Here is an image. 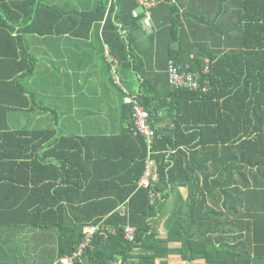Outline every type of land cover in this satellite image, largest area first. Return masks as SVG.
Listing matches in <instances>:
<instances>
[{
  "label": "trees",
  "instance_id": "1",
  "mask_svg": "<svg viewBox=\"0 0 264 264\" xmlns=\"http://www.w3.org/2000/svg\"><path fill=\"white\" fill-rule=\"evenodd\" d=\"M170 2L156 0L148 9L152 30L147 33L141 25L145 10L135 0H96L92 9L84 11H66L41 0H0V227L55 228L58 256L70 257L71 264H155L162 256L158 247L155 252L144 251L164 239L153 231L150 220L168 188L200 163L208 175L202 174L201 185L198 180L187 184L193 203V196H199L189 213L204 207L208 212L202 210L200 226L215 218L228 228L216 231L222 237L218 247L202 248L204 260L195 264L263 263L264 0H241L244 13L231 30L242 31L243 44H231L228 50L222 46L224 51L210 45L212 34L222 38V44L227 37L226 30L218 29V17H210V12L194 15L202 40L182 39L180 14ZM161 8L167 13L157 21L155 11ZM132 11L138 12L137 17ZM70 20L78 25L77 32L83 26L86 33L94 23L101 25L98 33L119 64L122 82L126 71L133 73L137 89L128 92L137 94L154 130L149 156L155 161L158 181L152 196L137 186L145 170L147 144L135 132L131 106L123 102L126 93L120 85L126 127L119 134L87 136L62 134L55 110L41 105L26 89L23 80L32 75L36 57L25 47L23 35L77 33L68 27ZM164 32L169 34L164 64L148 72L146 58L136 52L132 37L149 35L158 51ZM244 32H260L263 38L246 42ZM170 41L178 46L170 47ZM170 60L197 73V89L169 84L166 67ZM159 81L166 83L165 90ZM28 108L50 112L53 125L11 128L6 120L9 111ZM162 108L174 114L166 133L153 124ZM86 164L90 169L84 175ZM97 181L104 184L100 193L93 190L99 187ZM209 185L222 197L215 207L205 202L204 189ZM80 190L85 197L66 202L64 194ZM89 225L96 226L91 233L84 230ZM125 225L135 228L131 241L124 238ZM212 231L203 230L201 235L205 238ZM191 239L187 250H193ZM201 244L205 246L204 241ZM135 249L143 250L137 253ZM158 264L168 263L161 260Z\"/></svg>",
  "mask_w": 264,
  "mask_h": 264
},
{
  "label": "crops",
  "instance_id": "2",
  "mask_svg": "<svg viewBox=\"0 0 264 264\" xmlns=\"http://www.w3.org/2000/svg\"><path fill=\"white\" fill-rule=\"evenodd\" d=\"M41 1L66 11H84L92 9L96 0ZM171 1L170 3L177 5L178 13L180 14L181 25L179 33H181L182 39H187L188 37L191 41L195 42L202 40V30L195 25V22L196 24L198 23L194 19V15L197 16L201 12H210V17H218L216 21L217 25L220 26L218 29L226 30L225 36H227L225 42L222 44V42H219L222 38H218L212 34L210 37L211 49L220 48L224 51L225 47L222 46H227L228 50L232 48L231 44L238 43L240 46L243 44L244 35L242 31L240 29L231 30L236 26V19L244 13L242 11L241 0ZM7 4L11 6L10 3ZM166 13L167 10L165 8L156 10V20L164 19ZM182 13L188 15V18H185ZM67 25L68 27H72L71 29L76 28V32L78 31L79 27L75 25V20H70ZM99 27L97 23H94L86 33L85 26H83L82 29L80 28L81 32L77 33L68 31L61 34L23 35L25 47L36 57L34 71L24 81L26 89L29 93L35 95V99L41 105L49 106L55 110L57 128L64 135L119 134L127 124V118L123 115L124 107L121 102V93L118 85H124L127 90L134 92L137 89V83H132L133 73L131 71L125 72L127 75L123 76L126 79L125 82H122V77L120 76L122 71H120L119 64L110 53L106 43L102 41V35L100 32L98 33ZM219 30L218 32L220 33ZM167 35H169L167 32L161 34L158 51H156L157 44L149 39V35L140 33L132 37V44L136 52L137 50L140 51L146 58L145 66L148 72H150V68L157 70L158 67L164 64L165 42L168 40ZM173 35H176V33L173 32ZM220 36L222 35L220 34ZM262 38L260 32L258 34L245 33L246 42H250L251 40L260 42ZM169 45L174 48L178 46V43L170 41ZM106 49L108 50L107 52ZM52 74H54V77L58 74L63 78L64 82L67 80L68 83L64 87H61L58 86V82H54L51 85L45 84L39 89L41 80L37 83V76L40 75L41 78L48 77V79L52 80L50 77ZM135 76L137 77V75ZM158 86L161 90H165L166 83L159 81ZM96 104L97 106L94 107ZM28 112L33 113L36 118L47 114L52 118V114L48 111L31 110L28 108L9 111L6 120L8 122L11 114L16 116L17 114L23 115ZM173 117V111L162 108L153 120V124L157 130L166 133L172 125ZM16 119L14 118L13 120ZM21 128H26V126ZM83 167L86 171L83 174H89V165L86 164ZM98 171V173H101V169ZM202 174L208 175V172L200 163H196L193 173L182 176L179 179L181 182L168 188L167 192H165L166 197L158 205L156 216L151 218L150 223L153 231L158 233L160 239H164L159 244L144 251L155 252V248L158 247L157 250L162 252V256L154 261L155 264H158L161 260L168 264L200 263L204 260L202 248L210 250L213 247H218V242L222 238L217 233L218 229L228 228L227 225L219 224L215 218L206 220L204 225L200 226L199 224L202 223L200 218L202 210L208 212L204 207L201 210L195 209V214L193 215L189 213V207L191 204L197 203L199 196H193L195 200V203H193L187 184L198 180L201 185L203 181ZM195 175L198 179L194 178ZM225 175L229 177V172L227 171ZM212 179V177L208 178L209 184L212 183ZM97 184H99V187L97 186L93 190L95 193H100L104 190L102 188L104 184L102 181H97ZM211 186L213 185L205 187L204 197L207 205L215 207L217 206L215 205L217 202H221L222 197L218 196V189ZM81 192L82 190L78 193L72 191L64 194L66 202L85 197ZM122 207L123 205L118 209L120 210ZM226 215L228 217L229 213L227 212ZM85 229L91 233L96 229V226L89 225L84 227ZM213 229L214 231H212ZM203 230L212 232L203 238L201 235ZM192 235L195 237L193 240L191 239ZM190 239L193 250L186 249L187 241ZM202 241L205 242L204 247H202ZM142 250L135 249L137 253L142 252ZM192 253H195L197 257H192ZM261 262L263 263L260 264H264V257ZM0 264H71V258H59L57 252V231L55 228H27L25 225H15L0 227Z\"/></svg>",
  "mask_w": 264,
  "mask_h": 264
},
{
  "label": "built area",
  "instance_id": "3",
  "mask_svg": "<svg viewBox=\"0 0 264 264\" xmlns=\"http://www.w3.org/2000/svg\"><path fill=\"white\" fill-rule=\"evenodd\" d=\"M112 0H109V3ZM140 6L145 10V15L141 19V25L147 33H150L152 30V22L151 16L149 12V8L155 4V0H135ZM138 12L132 11L133 17H137ZM108 51V50H107ZM115 60V59H114ZM205 71L207 67L205 66ZM166 73L169 84L174 88H188L191 90H195L198 88L197 81V73L188 71L181 64L170 60L167 63ZM121 89L126 93L123 98V102L125 104H129L131 106V119L133 121V125L135 128V132L140 136L145 138V142L147 144L148 155L146 157L145 170L143 174L140 176L137 181L138 187H143L148 189L149 194L152 196L153 191L152 187L154 183L158 181V173L155 167V161L150 158V151L154 138V130L151 128L149 124V115L144 106L141 104L140 99L137 94H131L128 90L119 84ZM134 227L130 225H125L123 229L124 238L128 241L134 239ZM89 234L86 236V240H88Z\"/></svg>",
  "mask_w": 264,
  "mask_h": 264
},
{
  "label": "rangeland",
  "instance_id": "4",
  "mask_svg": "<svg viewBox=\"0 0 264 264\" xmlns=\"http://www.w3.org/2000/svg\"><path fill=\"white\" fill-rule=\"evenodd\" d=\"M30 77V76H29ZM52 80L47 78H41L40 75L37 76V83L39 80L40 84H39V89H41V87H43V85L45 84H53L54 82H58V86L64 87L66 85V82L63 81V78L60 77L58 74H56V77H54V74H52V76H50ZM28 78V77H27ZM27 78H25L23 80L26 81ZM33 81V80H32ZM34 83V81H33ZM88 101V99H87ZM97 104L94 106L96 107ZM14 118H17L16 120H13ZM9 125L11 128H21V127H50L52 126V118L50 115H40L38 118H36V116L31 113L28 112L27 114L24 113L23 115L17 114L16 116H14L13 114L10 115L9 119H8Z\"/></svg>",
  "mask_w": 264,
  "mask_h": 264
}]
</instances>
